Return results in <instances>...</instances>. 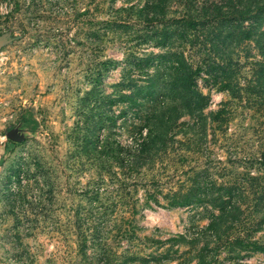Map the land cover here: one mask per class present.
Masks as SVG:
<instances>
[{"label":"rangeland","instance_id":"1","mask_svg":"<svg viewBox=\"0 0 264 264\" xmlns=\"http://www.w3.org/2000/svg\"><path fill=\"white\" fill-rule=\"evenodd\" d=\"M0 37V264H264V0H0Z\"/></svg>","mask_w":264,"mask_h":264},{"label":"trees","instance_id":"2","mask_svg":"<svg viewBox=\"0 0 264 264\" xmlns=\"http://www.w3.org/2000/svg\"><path fill=\"white\" fill-rule=\"evenodd\" d=\"M172 66L174 68V70L176 72L175 75L178 76V80H185L188 78V74L185 72L184 68H182L183 66H186V62L184 61H181V60H178L177 62H172ZM184 83V82H182ZM183 86H187L186 84H183ZM186 95H188V101L189 103L190 102H194L197 98H201L199 97V94L198 92H195V91H191V92H186ZM122 97H127L128 99H133V94L132 95H129V96H125V95H122ZM22 124L24 127H27V124L30 126L29 130L30 131H34L37 127V124L35 121H32L31 119H25L24 117H22ZM30 120V121H29ZM8 142H11V143H15L13 142L12 140L10 139H7ZM264 157V156H263ZM185 196L182 198V200L178 201L177 199L176 200H171L169 202V206H176V205H184V204H188L192 201L193 198H195V194H193V196L191 197V194H184ZM226 202H224L223 204H225ZM231 207V206H229ZM252 246L255 245V242H251ZM254 247H257V246H254ZM256 249V248H255ZM260 249V248H259Z\"/></svg>","mask_w":264,"mask_h":264},{"label":"water","instance_id":"3","mask_svg":"<svg viewBox=\"0 0 264 264\" xmlns=\"http://www.w3.org/2000/svg\"><path fill=\"white\" fill-rule=\"evenodd\" d=\"M5 42L3 37H0V45ZM6 137L14 142H21L23 140V135L16 129H10L6 132Z\"/></svg>","mask_w":264,"mask_h":264}]
</instances>
